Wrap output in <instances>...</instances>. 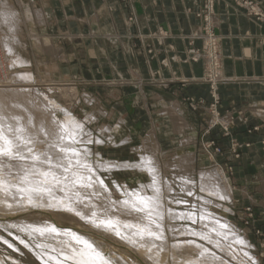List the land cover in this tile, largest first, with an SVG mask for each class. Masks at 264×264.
I'll return each instance as SVG.
<instances>
[{"label": "bare ground", "instance_id": "bare-ground-1", "mask_svg": "<svg viewBox=\"0 0 264 264\" xmlns=\"http://www.w3.org/2000/svg\"><path fill=\"white\" fill-rule=\"evenodd\" d=\"M22 1L24 4L27 3L26 0ZM30 6L28 5L24 12L27 20H35L32 18L34 13L29 10L30 8L36 9V15L40 19L47 18L45 11L36 6ZM0 10V78H3L12 64L28 65L29 61L18 54L14 46L18 39L16 32L22 22V14L10 0H0ZM2 26H7L10 32L3 31ZM44 44L45 46L48 44L47 40ZM8 56L10 61L4 63L3 57ZM7 78L9 80H0V129L3 130L7 140L16 143L18 138L22 145L33 147V152L29 153L27 147H22V150L19 153H13V156L6 157L0 154L1 226L17 225L29 235L40 238L42 240L39 242L40 246L55 250L61 256L76 263L82 258L90 264H101V261L96 258L97 252L108 261V264H168L166 255L171 256L175 264L262 263L259 261L260 258L258 259L251 251L252 244L248 238L240 234L228 218L215 213L210 208L214 205L230 211L225 203L232 200L235 192L224 169L221 167L202 169L198 173V179H194L185 170L193 169V157L196 154H193L194 156L191 153L190 155H174L173 159L177 160V166L186 172L180 177L186 188L184 191L192 193L199 188L201 192L193 201L199 209V214L190 209L176 210L169 207L170 198H165L166 192H172L174 187L172 181L162 172L160 164L162 151L157 142L155 144L151 141L155 138L146 136L144 145L136 148L135 151H138L140 155L137 161L108 159L103 157L102 152L96 151L97 159L94 162L90 159L93 150L90 146L83 144L82 135H88L87 142L92 140L104 143V137H108L114 142V147L126 145L129 139H123L120 145V141L115 138V132L119 129L118 124L114 126L115 128L103 125L99 129L100 136L95 135L87 124L56 100L37 91L33 86L35 81L32 72H19ZM256 110L264 117V106ZM59 111L62 112V117L58 116ZM87 116L88 122H91L90 118L94 119L91 114ZM76 124L83 126L82 131L75 127ZM60 125L63 127H59ZM54 127L63 139L57 141L56 136L49 137L44 134ZM17 129H23V131L17 132ZM60 148H75L79 155L74 156L71 152H65L62 154L63 158L59 159L55 154ZM45 153L52 158L48 162H45ZM14 156H24L25 159L13 158ZM33 156H38L39 159L34 160ZM58 162L63 167L57 168ZM65 168L68 171H64ZM89 168L92 171H89ZM100 170L116 173L140 170L143 175H150L148 186H151V193L145 191V184L141 181H139L140 189H130L127 185L123 189L122 185L119 186L116 181V186L124 190L125 194L123 199L118 200L102 178ZM45 172L48 173L47 176L43 175ZM100 180H103V185L99 183ZM89 184L91 187H87ZM36 188L47 190L37 195L33 191ZM154 189H159V192H155ZM134 208H144V211L137 212L133 210ZM41 215H48V217L45 219L40 217ZM59 217L74 221L77 226H63L56 220ZM15 218L16 220H12ZM180 220L198 222L199 227L178 223ZM107 222H110V226ZM224 225L227 227H223ZM86 226H90V230L86 229ZM53 227L57 230L56 232L51 230ZM41 232L44 234L41 235ZM150 232L156 235L150 236ZM72 233L83 241H88L93 248L90 249L86 244L72 239ZM104 233L113 236V239L119 243L109 239ZM156 236L162 238L157 239ZM185 236L198 240L183 239ZM175 238L182 240L174 241ZM43 239L48 242H44ZM201 240L208 244H204ZM240 240H243V243H239ZM104 243H110V247L123 248L139 261L137 259V261L128 262L123 253L115 251L106 255ZM72 249H76L78 253L76 259L71 258ZM33 250L47 264H51L52 260L54 264H67L50 252L39 253ZM12 260L15 261V259ZM0 264L9 263L0 256ZM14 264L24 263L15 261Z\"/></svg>", "mask_w": 264, "mask_h": 264}, {"label": "crops", "instance_id": "crops-1", "mask_svg": "<svg viewBox=\"0 0 264 264\" xmlns=\"http://www.w3.org/2000/svg\"><path fill=\"white\" fill-rule=\"evenodd\" d=\"M26 1L45 11L57 31L62 32L61 27L66 26L68 33L87 34L86 42L96 50L93 62L103 66L104 72L135 82L122 87L124 100L119 101L121 91L112 88L113 126L120 124L115 138L120 145L123 139H129L114 150L130 147L129 158H136L134 145L146 136L155 138L151 141L158 143L161 151L173 150L182 137L195 140L199 136L202 120L185 98L209 101L208 86L201 81L205 60L190 59V50L203 45L202 20L196 15L201 0ZM256 1L264 9V0ZM216 19L222 71L229 78L220 86L221 108H246L251 123L261 124L264 117L258 116L252 106H264V24L255 22L229 0L218 1ZM152 80L166 81L168 85H154ZM237 125L238 137L251 146L235 167L234 181L246 194L259 192L264 189V125L253 134L245 132L246 125ZM244 199L251 203L250 198Z\"/></svg>", "mask_w": 264, "mask_h": 264}, {"label": "rangeland", "instance_id": "rangeland-1", "mask_svg": "<svg viewBox=\"0 0 264 264\" xmlns=\"http://www.w3.org/2000/svg\"><path fill=\"white\" fill-rule=\"evenodd\" d=\"M218 1L219 0H201V6L196 12L197 17L202 20L201 36L203 38V45L201 49L192 48L190 50V59L197 61L200 58H204L205 60L206 69L201 81L208 86L209 101L205 102L202 99H196L194 97L185 98L190 109L196 112L198 117L202 120L203 127L195 140L182 137L178 145L171 148L173 150L162 151V159L160 160L161 169L163 174L172 181V186L174 187L172 192H166L167 195L165 198H170L169 204L166 201L169 207L176 210L190 209V211L199 214V209L193 202L195 201L194 199H196L195 197L201 194L199 188H196L192 193L190 192L189 195L188 191H184L186 188L183 186L184 184L180 177L187 171L190 173V177L198 179L200 170L221 167L230 180L235 193L233 192L232 200L225 203L230 211H225L214 205L210 208L215 213L228 218L233 226L238 229L239 233L248 238L249 242L252 244L251 251L258 259L260 258L259 261L262 262L260 263L264 264V189L259 192L256 191L246 194V192L242 191V186L237 185V182L234 181L236 178V172L234 171L235 167L237 164L242 163L241 159L244 155V150L251 146L250 142L243 141L238 137L236 133L238 122L246 125L245 132L247 134L260 132L264 122L261 124L251 123L252 117L249 116L247 113L248 111H245L246 108L238 109L232 107L225 111L221 108L220 86L222 83L228 81L229 78L225 77L222 71L219 35L216 32L218 25L216 19V4ZM229 1H232L238 7L244 9L248 16L255 22L264 24V9L260 2L256 0ZM10 2L22 14V22L16 32L18 39L14 44L15 51L28 60L29 64H12L9 70H7V73L4 74L3 78H0V80H9L7 77L15 73L30 71L34 74L35 82L33 86L37 91L45 93L56 100L65 109L87 124L95 135H99V129L103 125H109L115 128L113 125H115L114 123L116 121L113 123L114 119H112V113L110 112L112 108L110 104L114 101L111 95L112 88H118L121 91V98L118 94L117 98L119 101L124 100L126 94H124L125 91H123L122 87L135 82L127 78L112 77L110 74L111 72H104L103 66L94 63L93 59L96 60V50L91 46L90 48L86 42L84 36L87 37V34L68 33L66 26H62V32H59L56 30L55 24L51 23L47 18L40 19L36 15V9L33 10L32 8L28 9L34 13L32 18H35L36 21L27 20L26 16H24V12H26L30 3L24 4L22 0H10ZM210 2L213 4L211 3L210 5ZM131 20L132 17L129 18V21ZM2 29L3 31L7 30V32H10L7 26H2ZM45 40H47L49 45L47 44L45 46ZM41 45L43 47H41ZM149 52H151V50H149ZM6 58L3 57L4 63H6L5 61H10L9 56ZM220 75H222V77H218ZM152 83L164 87L168 85L166 81L152 80ZM252 108H254L257 115L259 113L258 116L262 115L261 112L256 110L258 107L252 106ZM88 114L94 116V119L90 118L91 122L87 121ZM58 116H63L61 111L58 112ZM118 126H120V124H118ZM214 131H216L215 134H213ZM87 137V134L82 135L83 144L92 148L93 153L90 159L94 162L97 159L96 151L102 152L104 158L113 160L115 158V160L120 161L127 159L137 161L140 159L138 151H136L138 158H129L132 155L129 154L130 147L124 151L114 150V142L110 141L108 137L105 138L103 136L105 142L102 144H97L95 141H93V143H88L86 140ZM142 140L140 144L134 145L135 149L144 145L145 138ZM261 143L264 145V140H262ZM190 153L192 156L196 154L193 157V169L189 170V168H187V170L185 168L186 170L184 171L177 166L176 163L178 162L176 159H173V157L176 155H190ZM113 155L117 156L114 157ZM261 163L264 169V160H262ZM141 172L138 170L137 172L118 171V173H116L114 171L100 170L102 178L118 200L123 199L125 194L123 193L124 190H120L116 186V181L119 186L122 185L121 188L123 189L126 185L130 189H140L141 186L139 181H141L145 184V191L149 194L151 193V188L148 186L150 175L145 173V175H143ZM262 184L264 185V182H262ZM244 198H250L251 203L246 202ZM218 200L215 201L219 202ZM40 217H45V219H47L48 215H41ZM12 220H16V218ZM56 220L63 226H77L76 222L69 219L59 217ZM189 222L180 220L178 223L190 224L196 228L199 227L198 222ZM85 228L90 230V226H86ZM101 233H103V231ZM104 235L114 240L113 236L109 234L106 235L105 233ZM183 239L198 240L190 238L189 236H185ZM180 240L182 239H174V241ZM5 241H7V243H5ZM21 241H24V243H21ZM41 241L40 238L29 235L28 232L17 225L8 227L0 225V256H2L7 263L14 264L15 261H20L24 264H47L36 254L33 250L35 249L39 253L45 251L50 252L56 257L61 258L67 264H78L61 256L55 250H51L46 246H40L39 242ZM43 241L48 242V240L45 239H43ZM114 242L119 243V241L115 240ZM201 242L208 244L204 240H201ZM25 245H27V247ZM104 245L106 246V255L111 254V251H115L117 253H123L128 262L133 260L137 261L138 259L121 247L111 246V248L109 246L110 243H104ZM218 252L220 251L218 250ZM12 259H15V261ZM165 259L168 264H175L171 256L166 255ZM54 263L55 262L52 260L51 264Z\"/></svg>", "mask_w": 264, "mask_h": 264}, {"label": "snow or ice", "instance_id": "snow-or-ice-1", "mask_svg": "<svg viewBox=\"0 0 264 264\" xmlns=\"http://www.w3.org/2000/svg\"><path fill=\"white\" fill-rule=\"evenodd\" d=\"M9 51H11V49H9ZM59 127H63L62 125H60ZM75 127L79 130L82 131L83 129V126L80 125V124H76ZM17 132H22L23 129H17L16 130ZM46 136H56L57 138V141H59L60 139H63V136L60 135L55 127L50 129L48 132L44 133ZM69 139H71V137H69ZM37 142H40V141H37ZM96 143H102V141H95ZM40 143H43V142H40ZM88 143H93L92 140H89ZM22 147H27V145H22L21 142L19 141V139L17 138L16 140V143H13V141L11 140H7V138L5 137V135L3 134V130L0 129V154L8 157V156H13V153H19L21 150H22ZM49 150H51V146H49ZM27 151L29 153H32L33 152V147H27ZM65 152H71L74 156H78L79 153L76 151L75 148H60L59 149V152L55 154V156L59 159H62V154L65 153ZM45 162H48L50 161V157L47 156V154L45 153ZM13 158H18V159H25L24 156H14ZM34 160H38L39 157L38 156H33L32 157ZM77 164H79V161L77 160ZM57 168H60V167H63V165L58 162L57 165H56ZM87 167V166H85ZM118 167V166H117ZM64 171H68L67 168L64 169ZM89 171H92L91 168H89ZM48 173H44L43 175L47 176ZM89 179L91 180V177H89ZM99 183L101 185H103V180H100ZM154 183V181H153ZM87 187H91V184L87 185ZM151 187V186H149ZM47 189H40V188H36V189H33V191L39 195L41 193V191H46ZM155 192H159V189H154ZM190 195V193H189ZM223 198V197H221ZM151 199V198H149ZM31 203V200L29 201ZM134 211H137V212H143L144 211V208H134L133 209ZM77 215H79V213H77ZM110 226V222H107ZM99 226V225H98ZM157 227L159 228V225H157ZM223 227H227L226 225H224ZM53 232H56L57 230L53 227L51 229ZM44 233L41 232V235H43ZM117 235H119V233H117ZM150 236H154L156 235L155 233H152L150 232L149 233ZM157 239H161L162 237L160 236H156ZM72 239L76 240L78 243L82 242L84 244H86L88 246V248H93V245L89 244L88 241H83L82 238L80 237H77L75 233H72ZM5 243H7V241H5ZM21 243H24V241H21ZM189 243H192L191 241H189ZM239 243H243V240H240ZM27 247V245H25ZM72 252H73V256L71 257L72 259H76V256L78 255V253L76 252V249H72ZM96 258H98L100 261H101V264H108V261L104 260L103 256L97 252L96 253ZM78 264H90V262L88 261H85L84 259H80L78 261Z\"/></svg>", "mask_w": 264, "mask_h": 264}, {"label": "built area", "instance_id": "built-area-1", "mask_svg": "<svg viewBox=\"0 0 264 264\" xmlns=\"http://www.w3.org/2000/svg\"><path fill=\"white\" fill-rule=\"evenodd\" d=\"M212 2H210L209 4L211 5ZM213 4V3H212ZM210 7V6H209Z\"/></svg>", "mask_w": 264, "mask_h": 264}]
</instances>
